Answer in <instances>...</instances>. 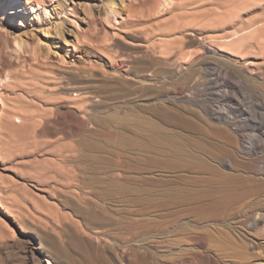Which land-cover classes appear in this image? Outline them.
<instances>
[{
  "label": "rangeland",
  "instance_id": "374dc122",
  "mask_svg": "<svg viewBox=\"0 0 264 264\" xmlns=\"http://www.w3.org/2000/svg\"><path fill=\"white\" fill-rule=\"evenodd\" d=\"M202 2L192 4L188 11L197 5L213 7L216 20L186 15L176 19L168 29L144 22L127 32V41L125 37L119 40L107 37L101 31L107 27L106 24H96L91 19L79 21L81 26L86 25L84 22L95 26L84 40L79 37L77 41L67 31L72 27L70 23H66L67 43L57 36L55 30L46 33L44 30L53 29L56 23L70 16V6L66 12L61 13L59 19H53L49 24L32 15L22 19L18 13L9 26L0 24V37L3 41H0L1 58H8L14 63L22 61L23 54L13 44L10 34L13 31L35 41L42 38L44 47L49 45L53 50L69 51L68 59L77 63L76 66L69 65L59 70L35 68L37 72L30 71L33 83L54 85L56 95L47 93L43 98L45 101L40 102L36 100L40 91L35 85L31 86L30 96L18 93V104L31 105L29 110L32 120L26 135L13 140V145L10 144L14 147H10V152L16 150L9 164L14 168L21 166L17 160L21 159L24 146L30 153L28 159L32 162V175L27 178L15 175L17 178L6 184L14 186L13 182H19V179L26 183L22 184L29 190L36 192L42 182L48 185L50 194L44 193L48 201L59 204L58 200L61 199L65 202L61 194L74 196L71 202L75 204L80 201L76 205L85 210L82 214L73 213L67 204H59L63 210L61 212L68 217L60 215L57 221L60 228L71 225L80 231L77 235L84 243L87 242L85 247L91 246L93 264H264V62L260 67L257 65L259 68L255 66L247 69L243 66L231 73L225 60L220 58L219 63L213 62L214 52L205 49L206 44L212 47L219 44L221 36L230 39L232 33V39L241 34L245 25L243 20L256 11L260 12L264 1L239 8L235 6V12L221 2L216 9L209 5L208 0ZM69 3L72 5L73 0ZM213 9L211 13H214ZM144 10L138 13L146 14ZM219 23L220 27L217 25ZM217 26L220 30L216 29ZM167 31H171L169 33L172 36L163 37ZM163 49L167 50V54L163 53ZM145 53L162 56L164 59L170 57L171 53L178 56L181 72L189 68L195 71L199 68L196 67L198 61L203 58H207V62L203 75L197 74L198 80L190 82L193 84H188L182 76L181 79L168 77L160 94H157L153 89L155 85H142L138 82V76H143L149 70L150 61ZM100 59H105L107 64H102ZM9 72V67L0 62V74L6 76ZM70 85L79 89H64ZM73 102L83 107V113L69 107ZM74 113L101 123L129 126L140 137L156 143L142 151L144 156L141 159L138 143L128 141L123 146L121 138L114 132L99 137L77 132L73 125ZM38 117L44 121L39 122L42 128L38 126ZM89 150L93 151L96 158ZM150 164L154 165L153 172L147 167ZM104 170L107 172L103 173ZM103 175L112 179H108V201L104 202V207L93 202L87 203L85 200H88L89 191L96 192L94 199L101 202L97 197L100 190L85 183L84 179L92 178L97 183ZM20 193L24 194L20 203L34 212V200H29L24 190L20 189ZM41 205L49 215L43 214L46 217L44 219L51 225L58 210L54 206L48 209L49 206ZM66 219H71L72 223ZM95 228L100 231L97 236L91 238L84 235ZM64 247L70 259L86 264L82 252L74 251L69 242ZM43 264H46L44 259Z\"/></svg>",
  "mask_w": 264,
  "mask_h": 264
},
{
  "label": "bare ground",
  "instance_id": "6f19581e",
  "mask_svg": "<svg viewBox=\"0 0 264 264\" xmlns=\"http://www.w3.org/2000/svg\"><path fill=\"white\" fill-rule=\"evenodd\" d=\"M71 1L72 0H0V24H2V25L4 24L5 26H9L10 23H12V21L15 18L17 13L21 15L20 17L22 19H25V17L32 15L31 17L42 18V19H44V22L47 21L46 24H49V22H51L53 19H59L61 13L66 12L68 6H70V10L68 12V14L70 16L66 17L65 21L56 23V26L53 27V29L49 28L48 30H44L46 33H49L50 31L55 30L57 36L60 39L61 38L64 39L66 42V40L69 41L65 36V31L67 29L66 23H70V25L72 26V27H70L72 29L69 28V30H67V31H69L70 34L72 33L75 36V38L77 39V41H78L79 37L84 40V38H87L91 34V32L95 26H93L91 23H87V22H84L86 24L85 26H81L79 23L80 20L85 21L87 19H91L96 24H98L100 22V24L102 23V25H103V23H105L107 27L103 28L104 30H101V31L102 32L104 31V33L107 37L110 36L111 38L118 39V40L123 39L126 36L127 32H130V29H132V31H133V28H137L138 26H140L144 22L153 23V25H155L158 28L163 27V28L168 29V28H171L172 25H174V23L176 22V19H179V18L184 17L186 15H190V16H193L196 18L201 17L203 19H211V21L216 20V19H214L215 11H214L213 7H205L204 5H197V6H194V9L192 11H188V8H191L190 6L192 4L196 5L197 2H199V1L202 2L204 0H73L72 5L69 3ZM208 1H209L208 2L209 5L215 6L214 7L215 9H216L217 5L219 6V3L221 2V3H224L225 5L227 4L226 6L230 10L235 12L236 11L235 6L239 8L243 5L244 6L249 5V4H255L256 5V4H260L264 0H208ZM90 2H94V4L90 3ZM101 2H104V4H100ZM144 9H146V11H147L146 14H144V13L141 14V12L138 13V11L144 12L145 11ZM211 9H213L212 11H214V13L210 12ZM218 22H219V20H218ZM216 23H214L215 24L214 26H216ZM243 24H245L244 25L245 27L243 26V28L241 30L242 31L241 34H239V32L237 31L238 32L237 34H239V35L236 36L235 38L231 39L232 35L234 36V34L231 33L230 39H227L228 36H221L220 37V39H221L220 43L216 44L215 47H212V46L207 45V44L205 45V49H207L208 52H214L213 53L214 58L212 59V61L215 63H219L220 58L225 60L224 63H226V65L229 67L228 69H230L231 73H233V70L242 69L243 66H245L247 69H250V68L252 69L255 66L257 67V65L258 66L261 65L264 62V56H263V52H264V7L261 8L260 12L256 11V13H254L251 17L245 18L243 20ZM217 25L219 26L220 23ZM143 26H144V24H143ZM209 26H207V27L209 28ZM218 26L216 27V29L218 28ZM230 27L231 26H229V28ZM148 28H149V26H148ZM234 28H236V27H234ZM150 29H151V27H150ZM222 29H223V27H222ZM207 30H209V29H207ZM218 30H220V28H218ZM169 32H171V31H167L163 35V37L168 38V37L172 36L171 35L172 33H169ZM150 33H152V32H150ZM10 34L12 35V39L14 41V43H13L14 46L23 55L21 57L22 61L15 62V63L13 61H10L8 58L5 59V58L0 57V62H3V65L9 67V69H10V72L7 73V75L5 74L6 76H3L0 74V264H16L15 262H17V264H43V259L46 260V264H79V262L76 259H70L68 257V255L66 253L67 249H65V247H64L66 242H69V244H71V247H74V251L82 252L84 254L86 264H93V257L91 255V250H90L91 246L85 247L87 242L84 243L77 235V233H80V231L76 227L71 226V225L70 226H64V227L60 228L59 227L60 224H58L59 222L57 221V219L60 217V215L65 217V218L68 217L67 214L64 215L61 212L63 210H61V208L59 207V204H63V205L67 204L71 207L70 209H72L71 211L73 213L78 212V213L82 214L85 210L81 209V207L79 205L78 206L76 205L78 203H81L80 201H77L78 203L75 204V203L71 202V200L74 196L72 197L70 195H65V194H61V196L65 199V202H64V200H61V199L60 200L57 199L59 201V204H54V203L50 202L51 200L48 201V198L45 196L47 194H44L46 192L50 194V192L48 191V187H47L48 185L46 186V184L42 183V182H40L38 187L36 186L40 192L38 190L36 192H32L31 190H29L27 188V186L25 185L26 183L23 182L22 180H19V179H18L19 182H16V181L13 182L14 186H9L6 184L7 182L13 181L14 178H17V177H14L15 175L18 176L19 178H27L30 175H32L30 172V170H31L30 166L32 164L30 165L31 160L28 159L29 158L28 156L30 153H29V150L24 146H23L24 149H23L22 153L20 154L21 159L17 160L18 161L17 164H19L21 166L20 167L16 166L17 168L16 167L14 168L13 165L9 164L10 159H13V157L15 156L14 152L16 150L15 149V150H13L14 152H10L14 148V147L13 148L11 147L13 145L12 141L16 140L17 138L24 137L26 135L28 127H29V122L32 120L31 115H30V110H29L31 105L28 103H21V104L19 103L18 104L16 102L18 93L20 94V92H23V93H26L29 95L30 90H31V86L35 85L36 87L39 88V91H40L39 95H37V97H36V100H38L40 102L45 101L43 98H44V95L46 96L47 93H50V94L55 93V88H54V85H52V84H49V85L47 84L46 86H43V84L42 85L37 84L38 82H36V84L33 83L31 81L32 75H31V77L29 76L30 71L31 72L33 70L35 71L36 70L35 68H40L39 70H41V68H43V69L45 68V69H47V71H52L55 69H57V70L62 69V67L64 68V67H67L69 65H72V66L77 65V63H75L74 61H70L68 59V56H69L68 52L69 51L53 50V48L50 47L49 45L48 46L45 45V47H44L42 44V38L35 41V40L31 39L30 37H24L23 35L17 34L16 32H13V31H11ZM145 36H146V34H145ZM176 36L177 35H175V37ZM195 37H196V35H195ZM198 38H200V37H198ZM125 40H126V37H125ZM181 40H183V39H181ZM212 40H214V39H212ZM0 41L3 42L1 37H0ZM146 41H147V39H146ZM203 43L205 44V42H203ZM148 44H150V42ZM68 46H69V43H68ZM149 46L147 48H149ZM202 47H203V45H202ZM151 50H153V49L151 48ZM14 51H16V50H14ZM147 51H148V49H147ZM101 52H103V51H101ZM165 52L167 54V50L166 51L164 50L163 53L165 54ZM144 55L150 61V64L148 66L149 70L147 73L142 72L144 74L143 76H138V82L142 85L145 83H147L149 85H155V87H153V89L156 90L157 94H160V92L162 90L161 88L165 84V82H166L165 80L168 77H170L171 79H174V78L175 79H177V78L181 79L180 76H182L183 79L188 84H190V82H192L194 79L198 80V76L196 77V75L199 73H200V75H203L204 69H205V63L207 62V58H203V59L198 61V63H197L198 66H196V67H199V68H197L195 71H193L192 68H189L187 71L185 70L184 72H181V70L179 69L181 66L180 59H178V56L172 55V53L170 54L171 56L166 58V59L162 58V56L160 57V56L151 55L148 53H145ZM160 55H163V54L160 52ZM0 56H1V52H0ZM10 56H12V55H10ZM165 56L166 55H164V57ZM141 58H143V57H141ZM100 60H102V62H101L102 64H104V63L107 64L105 59H100ZM15 61H18V60H15ZM141 61L143 62L144 60L141 59ZM98 65H101V64H98ZM143 65H145V64H143ZM193 65H195V64L193 63ZM135 66L138 67V65H136V64H135ZM131 67H132V65H131ZM139 67H141V66L139 65ZM259 67H257V68H259ZM99 68H97V69H99ZM115 69L116 68H114V70ZM34 71H33V73L37 72L38 69L35 72ZM60 72H62V71L60 70ZM33 73H31V74H33ZM59 75H61V74H58V76ZM47 76L49 77V75H47ZM55 76H57V75H55ZM102 77L103 76H101V78ZM201 77H203V76H201ZM79 78H82V76H79ZM85 78H86V76H85ZM107 79H108V77L106 78V80ZM111 80H113V79H111ZM41 81H46V80H41ZM56 82H58V81H56ZM115 82H117V81H115ZM53 83H54V80H53ZM204 83L205 82H203V84ZM135 84H137V81ZM191 84H193V83H191ZM126 85H127V83H126ZM83 86H84V84H83ZM129 87H130V85H129ZM61 89H59V90H61ZM64 89H66L68 91H72V90L75 91V89H79V88H76L75 86L70 85ZM131 89H134V88H131ZM149 90H152V89H149ZM168 91H170V90H168ZM168 91L165 90V92H168ZM58 93H59V91H58ZM54 95H56V94H54ZM188 95H190V94H188ZM153 96H155V95H153ZM195 96H196V94H195ZM21 100H23V98ZM21 100H19V101L21 102ZM27 101H28V99H27ZM49 101H48V104H49ZM44 104H46V103H44ZM106 104H107V102H106ZM95 105H97V104H95ZM110 105H112V104L110 103ZM48 107H49V105H48ZM69 107L75 108L78 113H83V110H82L83 107H81V105L78 106L77 102L71 103ZM126 107H128V106H126ZM218 110L219 109H217V111ZM126 111H124V112H126ZM157 111H160V110H157ZM70 112H72V111H70ZM195 113H197V111ZM40 114H42V113H40ZM72 117L74 118V121H73L74 124L73 125H74V128L77 132H80L83 134H92V136L94 134V135H97L98 137H99V135H103L105 133L114 132L117 135H119V137L121 138L123 146H125V144L128 141L137 142L139 145L138 148H139V154L141 156V159L144 156V153H142V151L144 152V150L147 146H150V145L153 146L156 143V141H149L147 138L144 139V138L140 137L137 134V131L135 129H132L129 126H126V125H123L120 123H117L114 125H111L109 123H101L100 121L97 122L96 119L90 120V119L86 118L87 116L85 117V116H83V114L81 116H79L76 113H74L72 115ZM219 117H221V116H219ZM40 118L38 119L40 121H38L37 123H38V126L41 125V128H42V124H39V122H42L43 120H41ZM202 119H204V118H202ZM16 121L20 122V124H18ZM103 121L105 122V118ZM40 131H41V129H40ZM141 133L142 132H140V134ZM141 135L143 136V133ZM32 136L33 135H31V137ZM168 139H170V138H168ZM258 140H260V139H258ZM20 141H22V140H20ZM22 143L23 142H21V144ZM10 144H12V145H10ZM95 144H97V141H95ZM23 145H25V144H23ZM98 145H100V142ZM234 146L236 147V144ZM31 150L32 149H30V151ZM94 150H95V148H94ZM191 150H189V151H191ZM89 151H91V150H89ZM20 152H21V150H20ZM91 153L93 154V151H91ZM124 155H127V153ZM214 155H212V157H214ZM81 156H82V159L83 158L85 159V157H83V155H81ZM190 156H192V155H190ZM88 158L89 157L87 156V159ZM95 158H96V156H95ZM190 160H192V159H190ZM126 162H127V160H126ZM131 164H133V163H131ZM147 167H148L150 172H153L155 170L154 165H152V164H150V166H147ZM82 169H83V167H82ZM198 169H200V168H198ZM93 170H94V168H93ZM93 170H91V171L93 172ZM107 170H104L103 173H106ZM94 172H96V171L94 170ZM182 172H183V170H182ZM90 175L92 176L93 174H90ZM38 177H40V176H38ZM80 177L82 178L81 175H80ZM97 177H95V178L97 179ZM108 179H110V177H108ZM108 179L104 175H103V177H101V180L99 179L100 181L97 183L95 180H92V178H89V179L85 178L84 179L85 183H89L90 185H94V187L96 186L100 190V192H98L99 194L97 197H99L101 202H96V200L94 199V196L97 193L92 190L94 193L91 191L87 192V193H89L88 200H85L87 203L93 202V203H95L101 207L105 206L104 202L108 201V200L106 201V199L108 198V195H109V187H108L109 180ZM110 180H112V179H110ZM218 180H219V178H218ZM13 183L11 185H13ZM22 183H25V184H22ZM51 186H53V185L51 184ZM74 186H75V184H74ZM20 189L24 190V193L26 195H28L29 200H32V201L34 200L33 201L34 212L28 206L22 205L20 203L21 196L24 197V194L20 193ZM98 189H97V191H98ZM62 190H64V189L62 188ZM82 190H84V192H85V189H82ZM75 193H76V190H75ZM158 193L159 192H157V194ZM29 195L32 197L31 199L29 198L30 197ZM53 195H55V194H53ZM56 197H55V199H56ZM196 197H198V196H196ZM58 198H60V197L58 196ZM218 198H220V197H218ZM39 203H41L45 206H49L48 209H50V207L54 206L58 210V212L55 213L56 215L54 214L55 216L53 217L54 219H53V222L51 225L49 223H47L48 221L47 222L45 221V219H44L45 216L43 214H46V212H44V210L42 208L44 206H42ZM24 204H26V203H24ZM172 207H176V206H172ZM45 210H47V209H45ZM27 212L29 214H26ZM51 212H53V211L51 210ZM87 212H89V211H87ZM104 214H106V213L104 212ZM47 215H48V213L46 214V216ZM66 220H69L68 222L72 223L71 219H66ZM107 221L108 220H106V222ZM98 232L100 233V231H98L95 228L93 231H89L84 235L85 236L87 235V236L92 238L93 235L97 236ZM112 235H113V233H112ZM95 251L97 253L98 249ZM99 258H101V257H99ZM99 260H101V259H99Z\"/></svg>",
  "mask_w": 264,
  "mask_h": 264
}]
</instances>
